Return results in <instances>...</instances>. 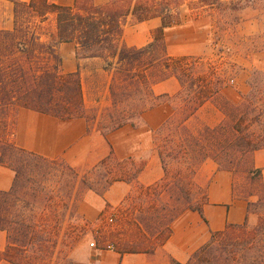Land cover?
I'll use <instances>...</instances> for the list:
<instances>
[{"label": "trees", "instance_id": "16d2710c", "mask_svg": "<svg viewBox=\"0 0 264 264\" xmlns=\"http://www.w3.org/2000/svg\"><path fill=\"white\" fill-rule=\"evenodd\" d=\"M255 1L259 0H109L97 5L95 0H75L73 6H62L49 0L16 2L14 28L0 30V164L17 174V169L4 162L7 152H16L58 164L80 176L63 159L48 160L19 148L14 139L10 140V137L14 138L16 116L22 108L63 120L85 118L89 125L97 122L96 129L108 140L109 134L128 124L137 126L146 111L162 103L171 105V115L156 130L158 140L155 146L165 173L161 181L147 187L140 184L138 178L146 162L139 163L133 157L119 159L111 144L109 155L80 176L81 182L95 192L97 190L87 177L100 169L106 172L100 178L107 176L104 193L118 181L135 183L136 189L145 192L168 191L166 227L138 222L136 229L144 239L122 243L104 239V245L100 247L120 254L153 253L172 236L171 225L184 211H196L205 218L207 191L195 179L203 162L212 160L219 170L234 172V166L238 167L241 159L253 156L256 150L264 147V71L254 70L247 81L249 92L242 95L239 104L232 105L225 100L219 103L224 85L222 74L215 66L207 72L196 73L195 66L200 63L198 57L170 56L166 31L183 25L184 10L195 13L196 17L211 11L220 16L221 26L218 28L227 30L238 24L234 14ZM50 15L56 16V34L47 36L50 32L43 24ZM153 19H159L160 26L152 32L150 43L142 47H129L122 43L124 27L130 21L143 23ZM250 40L264 44L260 35H254ZM62 43L76 44L78 58L103 60V71L111 75V80L106 83L111 110L105 120L99 121L96 115L90 117L87 113L80 70L63 71V60L57 50ZM172 78L180 83L177 93H155L154 85ZM208 102H215L226 120L216 126L200 124L193 127L191 122ZM89 130H92L91 126ZM251 164L245 170L249 176L256 175V179L261 180L262 169L255 167L253 158ZM14 187L9 192H0V230L8 234L9 229L4 225L3 202ZM134 196L135 190L124 202H129ZM16 224L20 228L25 226L24 232L26 228L31 230L29 235L27 232L24 235L28 240L20 244L10 242L6 250L0 251V262L51 264L49 259H52L58 242L49 246L50 237L45 235L46 232L26 225L23 219ZM151 233L154 239L147 238ZM216 242L231 247L232 252L222 261L224 264H264V218L260 217L253 228L248 227L246 220L244 224H229L223 231L212 233L210 241L186 264H197ZM170 261L171 264H184L175 258ZM57 264L78 263L65 256Z\"/></svg>", "mask_w": 264, "mask_h": 264}, {"label": "rangeland", "instance_id": "374dc122", "mask_svg": "<svg viewBox=\"0 0 264 264\" xmlns=\"http://www.w3.org/2000/svg\"><path fill=\"white\" fill-rule=\"evenodd\" d=\"M234 15L238 19V24L227 30H220L218 28L221 26L218 21L220 16L206 11L196 17L195 13L184 10L182 27L171 30L168 35L175 54L190 53L200 58V63L195 66L196 73L201 74L207 72L211 66L216 67L224 81L218 102L223 103L225 100L237 105L242 95L249 92L247 81L254 70L264 71V44L260 41V44H255L250 40L254 35H260L264 40V0L253 2ZM131 25L130 21L129 26ZM152 26L157 28L160 24L158 21L147 22L140 26L143 29L139 33L147 32L149 37L148 32L155 29H152ZM166 46L168 51L167 40ZM259 48H262L261 52L258 51ZM94 67L91 68L92 74L85 78L86 107L90 117L96 115L98 120L102 121L111 110L106 85L111 80V75L103 70L93 73ZM208 105L191 122L193 127L200 124L216 126L226 120L225 114L215 102H209ZM211 106L215 108L211 110ZM170 110L172 112V107ZM139 125H142L141 121ZM90 126L96 129L97 122L90 123ZM152 138L156 144L158 140L156 131ZM12 139L14 138L10 137V140ZM252 158V155L245 156L240 160L238 167L234 166L233 172L236 195L249 202L250 218L255 219V221L248 219L249 228L255 227L260 217L264 218V178L256 179V175L250 177L245 170L252 166ZM136 161L140 163L145 159L137 158ZM4 162L18 170L14 190L3 202V217L6 220L4 225L9 229L10 242L20 244L28 240L24 235L25 232L29 235L31 230L26 228L24 232L25 226L20 228L16 224L21 219L26 225L38 227L50 237L49 246L55 241L58 242L52 259H49L51 264L63 261L65 256L75 263L88 264L82 262L80 258L86 254L96 253L103 247L104 239L120 243L144 239L136 229L135 224L138 222L153 227L168 225L167 190L162 189L155 193L134 188L135 196L129 202L105 206L103 212L92 221L91 217L96 214L98 203L92 201V205L87 208L89 217L81 211L80 205L88 193L104 195L107 176L104 179L100 178L102 174H106L104 169L87 177L91 179L93 188L101 193L98 194L81 182L80 176L87 174L89 170L78 171L80 176H75L58 164L28 158L16 152H7ZM147 238L154 239V236L152 233L147 234ZM230 251L232 252L231 247L226 243L216 242L202 255L197 264H224L222 261L230 255Z\"/></svg>", "mask_w": 264, "mask_h": 264}, {"label": "crops", "instance_id": "0c3cea01", "mask_svg": "<svg viewBox=\"0 0 264 264\" xmlns=\"http://www.w3.org/2000/svg\"><path fill=\"white\" fill-rule=\"evenodd\" d=\"M31 0H0V30H12L15 24L16 2L29 3ZM62 6H73L75 0H49ZM109 0H95L102 5ZM131 20V19H130ZM158 21L153 19L143 23H129L124 27L122 43L129 47H142L152 41V32L139 33L147 22ZM48 35L56 34V16L50 15L44 22ZM166 31L168 54L173 57L193 56L190 53L175 54L170 42L169 32ZM146 38V41L143 40ZM62 57L64 72L80 70L85 85V78L95 72L102 71L104 63L100 58H78L76 44L62 43L57 48ZM93 71V72H94ZM85 88V87H84ZM156 94H175L180 90V83L172 78L154 85ZM206 103L201 110L207 108ZM215 107L211 106V110ZM171 107L160 104L142 115V125L130 124L112 132L108 140L97 129H90L85 118L63 120L50 114L22 108L16 116L14 142L19 148L32 152L48 160L63 159L67 164L79 172H86L94 168L110 153V145L119 159L129 157L145 159L146 166L138 178L144 186H151L162 180L165 173L153 142L152 134L158 130L171 115ZM200 110V111H201ZM199 111V112H200ZM199 115V113H198ZM109 142V143H108ZM154 143V144H153ZM147 154V155H146ZM1 158V153H0ZM256 168L262 169L264 178V147L253 154ZM196 182L206 188L208 202L204 205V217L192 210L184 211L171 225L172 236L164 245L158 247L153 253H126L120 254L113 249H99L96 253L83 255L82 262L88 264H171L175 258L186 264L192 255L206 245L214 232L223 231L227 225H241L250 218L249 202L236 195L234 174L230 171L219 170L212 160H206L199 167ZM16 182V172L0 164V192H9ZM135 183L124 181L115 182L103 196L88 193L80 205L81 211L89 217L87 208L96 201L99 205L91 220L103 212L105 206H117L125 201L134 190ZM10 244L9 234L0 230V251H4ZM0 264H11L1 261Z\"/></svg>", "mask_w": 264, "mask_h": 264}, {"label": "built area", "instance_id": "2783aa9c", "mask_svg": "<svg viewBox=\"0 0 264 264\" xmlns=\"http://www.w3.org/2000/svg\"><path fill=\"white\" fill-rule=\"evenodd\" d=\"M111 221H112V218H111ZM93 245V244H92Z\"/></svg>", "mask_w": 264, "mask_h": 264}]
</instances>
